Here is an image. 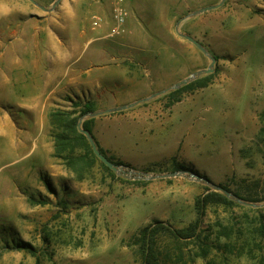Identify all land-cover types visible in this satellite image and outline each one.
Returning <instances> with one entry per match:
<instances>
[{"label": "rangeland", "instance_id": "374dc122", "mask_svg": "<svg viewBox=\"0 0 264 264\" xmlns=\"http://www.w3.org/2000/svg\"><path fill=\"white\" fill-rule=\"evenodd\" d=\"M37 1L0 0V264H142L140 229L157 219L188 227L199 216L196 199L216 190L212 183L259 205H207L201 233L209 256L198 255L202 241L163 233L157 236L162 264H264V237L255 229L264 215V0H225L180 23L217 61L211 73L188 82L212 74L209 86L184 92L171 106L170 88L141 100L184 115L174 159L150 162L166 151L162 145L106 149L124 169L184 174L130 177L98 158L82 179L56 155L51 111L92 99L101 112L115 99L104 84L123 85L124 98L137 86L162 91L210 68L209 54L176 29L183 16L221 0H124L126 23L117 35L110 34L113 0H61L53 9L55 0ZM10 2L18 7L11 20Z\"/></svg>", "mask_w": 264, "mask_h": 264}, {"label": "trees", "instance_id": "16d2710c", "mask_svg": "<svg viewBox=\"0 0 264 264\" xmlns=\"http://www.w3.org/2000/svg\"><path fill=\"white\" fill-rule=\"evenodd\" d=\"M212 74H206L197 80L186 83L179 88L173 89L169 91V96L171 98V102L168 105H172L177 101L182 99V95L184 92L191 93L200 87L209 86L212 83ZM94 100L89 99L85 102L78 101L75 102V107L67 110H53L50 113V123L54 128V144L56 155L60 156L64 159L68 168H70L74 173L78 176V179H82L85 177L86 170L92 165L93 159H98L99 157L95 154L93 147L89 141L87 135L80 131L78 127V123L82 117L93 112L94 109ZM95 121L94 116H88L85 120L82 121V127L88 129L91 133L92 123ZM264 127H262V131ZM94 136V133H93ZM94 141L97 144L99 150L107 155L113 162L117 165H124L125 163L122 160H116L115 157H112L106 149H104L97 138L94 136ZM81 150L80 153L77 150ZM103 165L112 170L111 167L102 162ZM186 166H183L185 168ZM48 187L51 190H55L50 183H48ZM209 192L199 196L195 203L198 209L199 216L193 222L189 224L188 227L178 228L171 224H167L162 220H155L153 224L146 225L140 229L139 235L135 239L136 244H138V248L140 251V256L142 260V264H162L160 259V252L157 248V236L167 233L170 237L175 240H199L204 243L202 246L201 252L198 255L206 258L209 256L211 247L205 242L208 239V236H202L201 233V223L202 218L205 213V209L207 205L211 203H222L224 205L236 204L244 207L243 202L238 201L237 199L228 196L224 193V191L219 190H211ZM229 191H231L228 188ZM237 193V192H236ZM240 198L243 199L244 202H252L257 201L258 199H249L243 197L242 194L237 193ZM43 202V201H42ZM251 209L261 211V207H250ZM257 231L264 237V215L258 221L257 227H255ZM229 236V234H228ZM19 247L31 250L32 252H36L34 246L30 242H20ZM264 262V255L261 259ZM204 264H211L209 262H205Z\"/></svg>", "mask_w": 264, "mask_h": 264}, {"label": "crops", "instance_id": "0c3cea01", "mask_svg": "<svg viewBox=\"0 0 264 264\" xmlns=\"http://www.w3.org/2000/svg\"><path fill=\"white\" fill-rule=\"evenodd\" d=\"M6 7V18L11 20L10 15L18 8L15 2L8 3ZM58 45L52 49V64L56 63L54 55L58 52ZM39 50V69H42V61L44 59L43 47ZM46 54H49L47 52ZM36 55V58H37ZM36 68V66H35ZM109 91L114 94V101L111 106H119L126 103H136L134 106H129L125 109L116 112L107 113L103 116L95 117V126L93 132L99 144L105 149H115V147L131 146L133 148H158L161 145L167 146L163 154L155 155L156 159L150 160L151 163L163 162L168 159L172 160L176 156L177 149L181 142L180 133L184 122V115L178 116L172 108H163L161 102L151 101L147 105H140L141 100L152 96L155 92L161 91L160 87L154 86H137V91H132L130 95L120 98L121 95L118 88L123 85L104 84ZM127 86V85H126ZM131 86V85H129ZM180 103V102H179ZM110 106V107H111ZM101 113V114H104ZM98 114V115H101ZM7 119L9 115L7 114ZM5 116V117H6ZM4 119L6 129L4 136L6 143L12 141L11 130L7 128L10 124ZM10 127V126H9ZM21 139H14V143L18 148H21ZM154 158V157H153ZM165 158V159H163ZM163 159V160H162ZM131 160V158H128ZM162 160V161H161Z\"/></svg>", "mask_w": 264, "mask_h": 264}, {"label": "water", "instance_id": "95a60500", "mask_svg": "<svg viewBox=\"0 0 264 264\" xmlns=\"http://www.w3.org/2000/svg\"><path fill=\"white\" fill-rule=\"evenodd\" d=\"M32 1L35 2V3H37V4L39 3L37 0H32ZM224 1H225V0H221V2H219V3H217V4H212V5L209 4V5H205V6L201 7L200 9L194 11L193 13H188L187 15L183 16V17L178 21V23H177V29H176V30H177L178 34H180L181 36H183V37H185V38L191 40V42H193V43L196 44L199 48H201V50H202L203 52L209 54V56H210L211 59H212V63H211L210 68L208 67V68H205V69H201V70H199V71L193 73L191 76H188V77L182 79L181 81H179V82L176 83L175 85H173V86H171V87H168V88H166V89H164V90H162V91H160V92H163V91H165V90H167V89H169V88H170V89H176V88H178V87H180V86H182V85L188 83L192 78H194L195 76H197V75H199V74H202L203 72H209V73H211V72L213 71V69H214V67H215V64H216V61H217V57H216V56H213V55H210L208 48H207L203 43H201L199 40H197L196 38H194L193 36H191V34L181 32L179 29H180V23L182 22V20L186 19V18L189 17V16L196 15V14H198V13H201V12H204V11H207V10H213V9H216V8L220 7V6L224 3ZM59 2H61V0H55L54 5H53V7H51V9L55 8V7L59 4ZM41 8H42V9H47L46 6H44V5H41ZM160 92H155L152 96L146 97V98H144L143 100H147V99H149L150 97H151V98H152V97H155V96H157ZM134 104H136V103H132V102H131V103H127V104L120 105V106L115 107V108H113V107H111V108H107V109H105L104 111H101V112H94V111H93V112H91V113H89V114H87V115L96 116V115L101 114V113H104V112H110V111L115 112V111H119V110L125 109V108H127V107H129V106H131V105L133 106ZM83 120H84V119L82 118V119L79 121V123H78V127H79L80 131L83 132V133H85V134L87 135V137L89 138V141H90V143H91V145H92V147H93V150H94L95 154L100 158V160L103 161V162H104L106 165H108L109 167H111L113 170L118 171V172H122V173H124V174H127V175H129L130 177L135 176V177H138V178H141V177H148V176H149V177H152V178H155V177H165V176H168V177H169V176H175V175H182V174H184V171H174V172H171V173H164V174H159V175H155V176L153 175V176H151V175H149V173H147L148 175H145L143 172H135V171H133V170H131V169H124V168L121 167L120 165H117L115 162H113V161H112L107 155H105L104 153H102V152L99 150V148L97 147L96 142L94 141L95 139H94L93 134H92L88 129L82 127V121H83ZM192 176H195V175L192 174ZM196 177H197V178H201L200 175H196ZM212 186H213L216 190H222V191H224V193L227 194L228 196H233V194H232L230 191H228L227 189H225L224 186H222V185L212 183ZM237 199H238V201H241V202H243L244 204L253 205V206H257V205H259V204H257V203L244 202V201H243L242 199H240V198H237Z\"/></svg>", "mask_w": 264, "mask_h": 264}, {"label": "built area", "instance_id": "2783aa9c", "mask_svg": "<svg viewBox=\"0 0 264 264\" xmlns=\"http://www.w3.org/2000/svg\"><path fill=\"white\" fill-rule=\"evenodd\" d=\"M113 2V26L110 28V34L117 35L120 34L125 28L127 12L124 7V0H113Z\"/></svg>", "mask_w": 264, "mask_h": 264}]
</instances>
